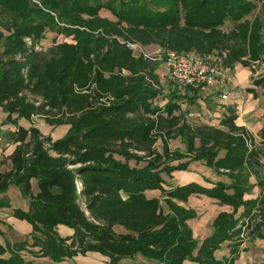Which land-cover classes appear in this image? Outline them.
I'll return each mask as SVG.
<instances>
[{"label": "trees", "instance_id": "obj_1", "mask_svg": "<svg viewBox=\"0 0 264 264\" xmlns=\"http://www.w3.org/2000/svg\"><path fill=\"white\" fill-rule=\"evenodd\" d=\"M255 7L254 0H0L2 124L16 126L0 127L15 145L11 168L0 170V211L12 207L6 193L15 185L29 205L14 207L12 215L32 226L24 239L0 242V264H34L24 251L54 264L88 252L106 257L105 264L137 257L141 264H236L246 230L264 239V151L255 135L236 123L232 107L215 125L188 121L175 91L157 104L159 63L130 45L220 54L225 67L249 66L264 56V19L246 17ZM103 8L115 18L101 15ZM227 20L234 27L225 31ZM47 30L72 41L36 48ZM254 84L264 89V74ZM34 115L68 130L53 138L19 124ZM258 135L263 144L264 127ZM179 136L185 151L169 146ZM193 161L229 180L167 183L164 173L172 177ZM252 175L262 192L246 198ZM200 194L231 206L203 239L188 223L197 210L178 202ZM60 225L73 232L63 234ZM225 241L230 255L218 258Z\"/></svg>", "mask_w": 264, "mask_h": 264}, {"label": "rangeland", "instance_id": "obj_2", "mask_svg": "<svg viewBox=\"0 0 264 264\" xmlns=\"http://www.w3.org/2000/svg\"><path fill=\"white\" fill-rule=\"evenodd\" d=\"M256 3V7L254 10L248 14L246 17L250 20L259 16L264 19V13H262V5L260 4L261 0H254ZM100 14L103 16H108L110 18H115V15L106 8L100 10ZM234 27V22L231 20H227L222 28L225 31L230 30ZM264 35V28H263ZM264 38V36H263ZM63 40L72 41V36H66L64 33H58L56 31L47 30L45 32V37L41 39L39 43H37L36 48L46 49L51 46L55 41L60 42ZM1 48V46H0ZM146 52L150 56H152L155 61L159 63L156 72H158L160 77V84L162 86L161 94L156 98V103L159 105L165 104L168 99L173 98L172 94L177 92V96L174 98L175 101H178L181 104V110L185 114V117L190 122H203L212 124L216 122L219 118L217 115V111L223 109L222 107H226V109L232 107L235 108L236 99H241V104L243 106L252 104L246 98V94L250 92V88H255L256 91H252L253 97H251V101L255 95L258 98L259 102L262 106H264V93L263 87L261 85H255L254 79L264 74V56L262 59H258L253 61V63L249 66H245L242 63L238 62L234 66L228 68L227 75L230 78V84L236 83L243 86L242 88H238L237 93L242 92L244 97H240V95H233L230 99L223 101L221 99V93L225 90L223 86L220 84L212 85L202 89H196L190 86H185L181 84H176L169 76L170 65L168 64V51L164 52L162 48L158 45H147L135 48V53ZM245 72V76L241 74ZM257 88L259 91H257ZM257 101V100H256ZM255 101V102H256ZM177 113L179 112L176 111ZM222 116V115H220ZM26 125L34 124L38 126L41 132L45 135H51L53 138L61 137L68 130V124H62L58 126L51 125L47 123L41 115H34L32 119L24 121ZM4 130L8 129L7 125H4ZM0 136L2 137L1 133ZM3 140L0 141V148L3 151L9 147L5 141V138L2 137ZM258 138V137H257ZM257 144L262 146L264 151V143L257 139ZM156 147L159 150H162L163 147V139L159 138L156 142ZM169 146L171 149H181L183 151L186 150V145L183 142L182 138L179 136L177 138H172L169 140ZM0 150V157L3 160L6 156L4 152ZM178 161H174L177 163ZM131 164H134V161H131ZM206 174L209 177H214L215 173L209 167H206L204 161H193L190 164L189 169L186 170H175L173 172V176L170 177L166 173H164V177L167 183H176L182 181L194 180L195 178L200 177L202 175L203 179L206 177ZM201 178V177H200ZM206 181V179H205ZM209 182V181H207ZM34 183L36 184L35 180ZM18 187L15 186V189H11L10 197L13 201L12 207L5 208L0 211V216L3 217V223L0 220V242H5L6 239L10 241L22 240L28 236L27 232V221H23L24 223H19L12 215V211L14 206L16 207H24L25 203L22 201V197L20 195V191H18ZM150 194H157L160 196V191L151 192ZM25 198V197H23ZM27 199V198H26ZM14 204V206H13ZM162 205L165 209H168L167 204L164 200H162ZM190 207L195 208L198 212V216L190 220V225L197 232V228H202L207 230L209 228V223L211 218L216 214L219 209V205L210 197L206 195H196L192 196L190 199ZM18 219V218H17ZM26 222V223H25ZM204 226V227H202ZM209 231H205L206 233ZM198 234H202L201 232H197ZM196 233V234H197ZM25 257L31 260L34 264H54V262L48 256H35L29 252L24 251ZM107 261L106 257L102 256L97 252H88L87 254H79L75 256L73 259H67L64 261L65 264H105ZM143 261L142 258H134V259H124L123 262L125 264H141ZM236 264L248 263V264H264V247L260 245H252L247 248L242 249L237 253Z\"/></svg>", "mask_w": 264, "mask_h": 264}, {"label": "crops", "instance_id": "obj_3", "mask_svg": "<svg viewBox=\"0 0 264 264\" xmlns=\"http://www.w3.org/2000/svg\"><path fill=\"white\" fill-rule=\"evenodd\" d=\"M150 45H154V44H150ZM156 45V44H155ZM242 76L239 75V78L240 77H243L245 76V72L241 74ZM241 79V78H240ZM231 88H234L236 86V83H233V84H230ZM264 90V89H263ZM262 90V91H263ZM257 91L258 88H257ZM240 95V97H244L243 93L240 92V93H236V95ZM253 93L252 91L248 92L245 96L247 98V100H249V102H252V104H248V105H245L243 106L241 104V99H236V103H235V110L238 114V117L236 118V123L238 125H244L249 131H251L255 137H256V141L257 139H260L259 135H258V131L264 127V106L261 105V103L259 102L258 98L256 95L255 97L253 98V101H251V97ZM257 100V101H256ZM256 101V102H255ZM223 109H219L217 111V115H219V118L217 119L216 122H213L212 124H215V125H220V121L222 119V117L224 116L225 112H227V109L226 107H222ZM7 113L3 111V109L0 107V127L3 128L4 125H7V127L9 129H12V130H15L16 129V126L13 125V124H2L4 118L6 117ZM222 115V116H220ZM28 119H25V118H21L19 120V124L23 125V126H26V127H29L31 124L29 125H26L24 123V121H27ZM258 137V138H257ZM58 138V137H57ZM3 138L0 136V141H2ZM6 144L9 146L7 148V152L6 150L3 151L2 148H0L1 151L4 152V154L6 156H4L5 158L2 160L1 157H0V170H7V169H10L12 164H11V160L10 158L8 157L10 155V153L13 151L15 145L14 144H9L8 142H6ZM2 161V163H1ZM192 163V162H191ZM190 163V164H191ZM190 167V165H189ZM206 167H209L206 165ZM211 169V173L213 170V168L209 167ZM215 176L214 177H209L207 174H206V177H204V179L202 178L203 176L202 175H199L200 177L198 178H195L194 180L192 181H197V182H200L204 185H208V186H211L213 185V183L211 182H207L205 181V178H209L210 180L212 181H216V180H229V178L225 175V174H218L217 172H215ZM34 180H32V187H33V191L36 192L38 190V186H37V182L36 184L34 183ZM251 182L254 184L252 189L250 190V192L246 193L245 194V197L246 198H251V197H257L258 195L261 194V188L260 186L256 183L257 182V179H256V176L255 175H252L251 178H250ZM191 181V180H189ZM189 181H182V182H176V183H169L170 185H176V184H183V183H186V182H189ZM11 189H15V185H12L10 187V189L8 190V192L6 193L7 196L11 199L10 197V191ZM19 189V188H18ZM20 191V190H18ZM157 190H148L146 191L147 195L148 196H157V194H150L151 192H156ZM20 195L22 196L21 192H19ZM3 193H0V196H2ZM200 195H204V194H200ZM192 196H196V195H191L189 197V200L187 202H183V201H178L180 204L182 205H185L187 207H190V199ZM211 198V197H210ZM218 205H219V209L217 210L216 214L211 218V221L209 223V231L206 233L205 231L207 230H204L202 228H197V232H201L202 234H198L195 229H193V232H194V235L199 237L200 239H203L207 236H209L210 234H212L213 232V225H212V222H213V219L215 218V216L221 211V210H231V206L229 205H226V204H220L217 202L216 199L212 198ZM22 201H24L25 203V206L23 208L27 209L28 208V205H29V201L28 199L26 198H23L22 197ZM11 202L13 203V201L11 200ZM14 206V204H13ZM15 207V206H14ZM243 210V207H241L239 209V212L238 214ZM14 217V216H13ZM16 219V221H18L19 223H24L23 221L25 220H21V219H17L16 217H14ZM0 220H1V223H3V217L0 216ZM191 220V219H190ZM190 220H188V223L190 225ZM26 223V222H25ZM27 224V232L29 233L32 229V226L30 223H26ZM191 226V225H190ZM192 227V226H191ZM204 227V226H202ZM59 230L63 233V234H71L73 232V229L69 228L68 226H65V225H60L59 226ZM197 233V234H196ZM241 243L239 245V248H238V252H240L242 249L244 248H247L250 246V243L252 245L256 244V245H260L262 247H264V239L259 237L257 234H252L250 230H246V232L244 233V235L242 236V238L240 239ZM231 242L230 241H225L221 248L217 249L215 251V255L218 257V258H223L224 256H228L230 255V249H231Z\"/></svg>", "mask_w": 264, "mask_h": 264}, {"label": "built area", "instance_id": "obj_4", "mask_svg": "<svg viewBox=\"0 0 264 264\" xmlns=\"http://www.w3.org/2000/svg\"><path fill=\"white\" fill-rule=\"evenodd\" d=\"M264 4V0L260 1ZM26 40L31 43L29 37ZM134 48L140 47L136 43H130ZM37 46V45H36ZM146 56L153 58L148 53L143 52ZM168 64L170 65V78L176 83L190 86L196 89L206 88L212 85L220 84L225 88L221 93V99L226 101L235 95L240 84L234 88L230 86V78L227 75L228 67L222 64L220 54H210L202 57L195 52L168 51ZM247 223V220H245ZM246 225L243 226V229ZM243 236V235H242Z\"/></svg>", "mask_w": 264, "mask_h": 264}]
</instances>
